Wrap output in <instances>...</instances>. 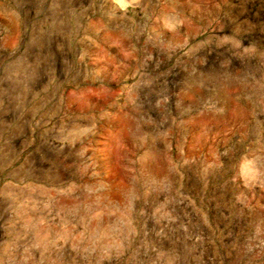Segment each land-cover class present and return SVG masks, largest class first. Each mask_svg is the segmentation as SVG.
Wrapping results in <instances>:
<instances>
[{
	"label": "rangeland",
	"instance_id": "rangeland-1",
	"mask_svg": "<svg viewBox=\"0 0 264 264\" xmlns=\"http://www.w3.org/2000/svg\"><path fill=\"white\" fill-rule=\"evenodd\" d=\"M0 264H264V0H0Z\"/></svg>",
	"mask_w": 264,
	"mask_h": 264
}]
</instances>
